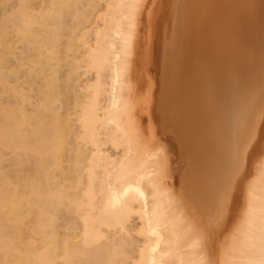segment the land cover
Here are the masks:
<instances>
[{
  "label": "bare ground",
  "instance_id": "6f19581e",
  "mask_svg": "<svg viewBox=\"0 0 264 264\" xmlns=\"http://www.w3.org/2000/svg\"><path fill=\"white\" fill-rule=\"evenodd\" d=\"M209 262L264 264V0H0V264Z\"/></svg>",
  "mask_w": 264,
  "mask_h": 264
},
{
  "label": "rangeland",
  "instance_id": "374dc122",
  "mask_svg": "<svg viewBox=\"0 0 264 264\" xmlns=\"http://www.w3.org/2000/svg\"><path fill=\"white\" fill-rule=\"evenodd\" d=\"M189 48H190V47H189ZM217 130H218V129H217ZM171 136H172V137H171ZM174 136H176V135H175V134H171V135H170V137L173 139V140L171 139L172 142H173V150H174V151L176 150V151H175V154H178V155L180 154V155H181V154H183V153H182V152H183V151H182L183 149H182V147L178 149L177 142L174 141V140H175V139H174ZM182 136L185 138L187 135L185 134V135H182ZM182 136H181V137H182ZM177 149H178V150H177ZM179 152H181V153H179ZM183 158H185V157H183ZM183 160H184V159H183ZM183 163H184V161L181 162V165L177 166L176 174H177L178 176L181 175V174H179V173L182 172L181 168H182V166H183ZM179 170H180L181 172H180Z\"/></svg>",
  "mask_w": 264,
  "mask_h": 264
},
{
  "label": "snow or ice",
  "instance_id": "6c2138e0",
  "mask_svg": "<svg viewBox=\"0 0 264 264\" xmlns=\"http://www.w3.org/2000/svg\"><path fill=\"white\" fill-rule=\"evenodd\" d=\"M209 264H210V262H209Z\"/></svg>",
  "mask_w": 264,
  "mask_h": 264
}]
</instances>
